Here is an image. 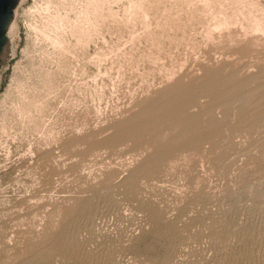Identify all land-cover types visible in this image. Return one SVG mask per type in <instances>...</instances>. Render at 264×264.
<instances>
[{"label":"rangeland","instance_id":"obj_1","mask_svg":"<svg viewBox=\"0 0 264 264\" xmlns=\"http://www.w3.org/2000/svg\"><path fill=\"white\" fill-rule=\"evenodd\" d=\"M11 18L0 264H264V0H17Z\"/></svg>","mask_w":264,"mask_h":264},{"label":"water","instance_id":"obj_2","mask_svg":"<svg viewBox=\"0 0 264 264\" xmlns=\"http://www.w3.org/2000/svg\"><path fill=\"white\" fill-rule=\"evenodd\" d=\"M17 0H0V35L6 30L11 18V8Z\"/></svg>","mask_w":264,"mask_h":264},{"label":"bare ground","instance_id":"obj_3","mask_svg":"<svg viewBox=\"0 0 264 264\" xmlns=\"http://www.w3.org/2000/svg\"><path fill=\"white\" fill-rule=\"evenodd\" d=\"M49 5V4H48ZM45 6V5H44ZM46 7H48L49 8V6H47V4H46V6L44 7L45 9H46ZM43 8V9H44ZM47 8V9H48ZM46 9V10H47ZM42 10V9H41ZM45 10V11H46ZM250 17V16H249ZM247 18H248V16H247ZM251 18V17H250ZM252 19V18H251ZM250 19V20H251ZM248 21H249V18L247 19ZM252 22H253V20H252ZM250 23V22H249ZM249 23H247V24H249ZM253 23H255V21L253 22ZM251 24V23H250ZM14 26V22H13V19L11 18L10 20H9V22H8V24H7V26H6V30L7 31H11V29H12V27ZM250 26H254V28H255V30H259V29H261V26L256 22L254 25H250ZM33 27V26H32ZM36 28V27H35ZM56 40H58V39H56ZM57 42H60V41H57ZM200 84V83H199ZM182 97V96H181ZM175 101V100H174ZM89 207V206H88ZM64 237V236H63ZM264 249V248H263ZM238 264V263H237Z\"/></svg>","mask_w":264,"mask_h":264}]
</instances>
